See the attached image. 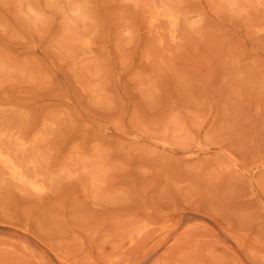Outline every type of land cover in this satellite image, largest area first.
Segmentation results:
<instances>
[{"label":"rangeland","instance_id":"1","mask_svg":"<svg viewBox=\"0 0 264 264\" xmlns=\"http://www.w3.org/2000/svg\"><path fill=\"white\" fill-rule=\"evenodd\" d=\"M0 264H264V0H0Z\"/></svg>","mask_w":264,"mask_h":264}]
</instances>
